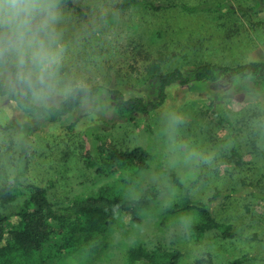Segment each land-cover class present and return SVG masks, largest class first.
Instances as JSON below:
<instances>
[{
    "label": "rangeland",
    "instance_id": "obj_1",
    "mask_svg": "<svg viewBox=\"0 0 264 264\" xmlns=\"http://www.w3.org/2000/svg\"><path fill=\"white\" fill-rule=\"evenodd\" d=\"M152 1L222 7L188 12L178 6L121 7L126 0L58 3L62 18L57 28L67 49L59 69L61 83L99 84L148 101L155 97V73L185 71L204 62L228 67L264 62V0ZM238 4L253 10L241 14L235 10ZM13 72L8 54L0 52V77L24 94ZM69 92L32 95V100L56 105ZM218 111L233 122L239 135L240 164L227 161L231 141ZM8 122L14 123L13 129L2 128ZM97 136L106 147L147 149L151 166L132 189L138 193L153 184L160 192L138 222L116 217L107 233L108 247L91 264H125L126 249L137 244L178 249L182 253L178 264H206L199 259L208 255L214 264H224L245 254L255 258L243 264H264V201L248 212L245 188L210 200L216 188L226 193L240 186L241 178L264 190V80L259 73L249 70L226 73L216 81L172 84L158 108L133 121L113 119L104 96L85 101L56 122L39 121L0 96V188L20 175L25 182L43 186L51 201L62 204L114 184L117 175L97 174L85 164L86 150L96 153ZM174 176L182 182L195 180L192 198L210 200L216 218L231 225L233 237L197 236L189 229L196 219L190 212L164 216V207L177 198ZM81 257L62 253L51 264H82Z\"/></svg>",
    "mask_w": 264,
    "mask_h": 264
},
{
    "label": "trees",
    "instance_id": "obj_2",
    "mask_svg": "<svg viewBox=\"0 0 264 264\" xmlns=\"http://www.w3.org/2000/svg\"><path fill=\"white\" fill-rule=\"evenodd\" d=\"M71 0H57V3ZM142 4L145 7L159 10L163 7L178 6L188 12L200 11L210 6L220 9L219 5L198 3L168 2L159 4L152 0H126L121 7ZM235 10L241 14L252 12V6L238 4ZM252 70L259 73L264 80V62H251L234 67L216 66L201 63L188 70L174 69L168 72L153 74L155 79V97L144 100L140 96H126L117 88H110L99 84L90 86L75 85L70 92L56 105L46 106L35 103L32 93L23 88L24 94L0 77V96L14 101L22 112L33 116L39 121L56 122L71 114L77 107L88 100H97L100 96L106 98L107 107L111 110L113 119L133 121L137 115H142L158 108L166 97V90L172 84L187 85L191 82L216 81L226 73L231 75L245 74ZM223 126L228 129V139L231 148L227 161L235 164L242 162L243 151L239 135L235 126L221 111L217 113ZM2 128L13 129L14 123L8 122ZM96 153L89 148L84 154L87 167L95 173L107 176L117 175L114 184L106 185L95 194L76 195L65 203L58 204L49 199L46 189L38 184L21 180L20 175L14 176L11 184L0 188V264H51L53 259L62 253L81 255L82 264H91L108 247L107 233L109 226L118 215L128 216L133 222L140 220L142 210L147 208L157 197L160 189L152 185L143 187L136 193L132 187L142 173L150 168L151 153L142 146L130 149L106 147L99 143ZM177 187V198L164 207L166 215L190 212L196 219L189 224V229L197 236L212 233L221 239L234 236L231 225L216 218L210 200L228 197L237 191L246 190L247 198L244 204L248 212L251 206L264 201V190L245 179H240V186L222 193L215 189L210 200L193 199L191 190L195 180L182 182L174 176ZM182 253L178 249H166L160 246L148 248L142 244L132 245L126 249L125 264H178ZM247 254L224 264H243L254 259ZM206 264H214L211 255L199 259Z\"/></svg>",
    "mask_w": 264,
    "mask_h": 264
},
{
    "label": "clouds",
    "instance_id": "obj_3",
    "mask_svg": "<svg viewBox=\"0 0 264 264\" xmlns=\"http://www.w3.org/2000/svg\"><path fill=\"white\" fill-rule=\"evenodd\" d=\"M61 18L57 0H0V52L8 54L15 83L34 97L73 87L59 73L67 51L57 28Z\"/></svg>",
    "mask_w": 264,
    "mask_h": 264
}]
</instances>
